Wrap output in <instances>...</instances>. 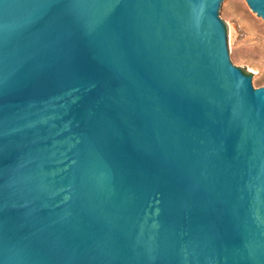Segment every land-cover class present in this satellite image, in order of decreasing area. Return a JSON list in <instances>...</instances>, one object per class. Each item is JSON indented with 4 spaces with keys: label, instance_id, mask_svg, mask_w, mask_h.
Here are the masks:
<instances>
[{
    "label": "water",
    "instance_id": "obj_1",
    "mask_svg": "<svg viewBox=\"0 0 264 264\" xmlns=\"http://www.w3.org/2000/svg\"><path fill=\"white\" fill-rule=\"evenodd\" d=\"M229 1L0 0V264H264Z\"/></svg>",
    "mask_w": 264,
    "mask_h": 264
},
{
    "label": "rangeland",
    "instance_id": "obj_2",
    "mask_svg": "<svg viewBox=\"0 0 264 264\" xmlns=\"http://www.w3.org/2000/svg\"><path fill=\"white\" fill-rule=\"evenodd\" d=\"M225 19L233 33L235 59L242 71L264 86V16L248 0L227 2Z\"/></svg>",
    "mask_w": 264,
    "mask_h": 264
}]
</instances>
